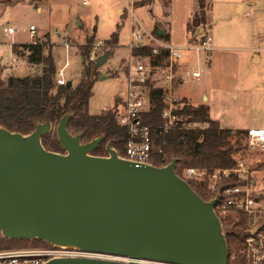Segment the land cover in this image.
Wrapping results in <instances>:
<instances>
[{"label": "water", "instance_id": "95a60500", "mask_svg": "<svg viewBox=\"0 0 264 264\" xmlns=\"http://www.w3.org/2000/svg\"><path fill=\"white\" fill-rule=\"evenodd\" d=\"M108 54L96 57L95 66ZM71 116L62 115L55 128L63 152L41 143L49 120L34 123L27 134L0 126L3 237L41 239L91 255L42 264L227 263V242L214 211L218 195L202 199L175 172L176 158L160 166L136 164L109 143L106 155L92 154L103 135L82 142L81 133L67 129Z\"/></svg>", "mask_w": 264, "mask_h": 264}, {"label": "rangeland", "instance_id": "374dc122", "mask_svg": "<svg viewBox=\"0 0 264 264\" xmlns=\"http://www.w3.org/2000/svg\"><path fill=\"white\" fill-rule=\"evenodd\" d=\"M239 3L241 12L240 7L237 11ZM246 11L250 14L245 15ZM134 18L153 35L161 29L170 35V41L155 36L180 47L193 30L199 38H211L214 49L208 53L197 55L182 49L178 64L182 83L167 90L170 100L207 105L209 116L218 119L221 126H231L227 128L233 132L248 127L264 128V0H0V79L5 81L6 75L24 78L29 74L25 80L32 86L42 73L41 64L31 65L25 56L14 57L12 43L42 39L51 49L56 70L68 60L64 73L71 87L82 78L83 62L94 61L108 51L105 63L97 69L100 75L109 76L100 79L99 75L94 80L87 110L91 114L111 110L120 100L118 96L125 95L128 68L137 60L129 45L131 26H136ZM30 24L35 27L33 36L28 30ZM116 24L121 25L119 37L111 46L105 40L115 31ZM8 27L14 32H8ZM192 70H198L200 76L192 77ZM203 96L206 105L201 102ZM50 122V130L55 131L58 121ZM239 146L234 157L243 160L248 171L258 178L263 174L256 161L260 154L243 138ZM210 175L192 180H203L208 188ZM256 182L264 190V180ZM8 242L11 245L3 249L38 244L48 247L34 239ZM60 249L68 256H91L74 248Z\"/></svg>", "mask_w": 264, "mask_h": 264}, {"label": "trees", "instance_id": "16d2710c", "mask_svg": "<svg viewBox=\"0 0 264 264\" xmlns=\"http://www.w3.org/2000/svg\"><path fill=\"white\" fill-rule=\"evenodd\" d=\"M169 2V0H167ZM121 25L116 24L106 43L115 45L118 41ZM189 24L187 23V30ZM155 35L157 33L155 32ZM168 39V35H157ZM12 52L17 56H25L31 64H41L42 73L34 81L35 85L28 86L25 78L9 76L5 81L0 79V126L15 132L27 134L34 128V123L58 121L62 115L71 112L72 116L67 122V129L72 134L81 133V141L87 142L94 137L103 135V139L92 151L95 155H106L105 145L109 143L118 155L124 156L127 129L117 123L111 110L99 114L88 112V102L92 96V86L100 75L94 61L83 62L82 78L75 87L59 85L55 82L56 67L51 55V49L40 38L29 43H12ZM132 55H146L153 64H157L166 56L161 50L153 54L149 46L133 47ZM86 57V55H85ZM166 89L161 87L150 88L152 107L143 115V122L151 130V138L155 148L151 154L150 162L153 165H164L172 158H176L175 172L181 174L185 167H194L212 173L217 168H230L235 164L234 153L240 146V139H244L245 129L233 132L230 128L222 127L219 121L210 117L208 108L203 104L194 105L181 100L183 105L177 112L186 120H198L205 123V127L198 129H182L177 125L168 132L160 134L162 119L160 112L166 105L163 100ZM41 143L47 149L63 152L57 140L56 132L49 131L41 136ZM191 188L204 200H209L222 186L231 184V181H222L214 191H210L203 180H187ZM220 190V189H219ZM227 247L240 246L246 229L243 221L232 222L221 219ZM22 239L0 238V249L8 247V241ZM41 243L48 242L41 239ZM14 245V244H12ZM38 244L37 246H39ZM230 254V251H229Z\"/></svg>", "mask_w": 264, "mask_h": 264}, {"label": "built area", "instance_id": "2783aa9c", "mask_svg": "<svg viewBox=\"0 0 264 264\" xmlns=\"http://www.w3.org/2000/svg\"><path fill=\"white\" fill-rule=\"evenodd\" d=\"M129 10L133 15L132 9ZM249 14L250 11L245 12V15ZM134 19L136 26L133 24L130 29V48L146 45L151 48L153 54H158L161 50H165L167 54L157 64H153L149 56L136 55L137 60L130 63L128 68L126 93L124 96H119L120 100L111 111L117 123L127 129L125 154L120 156L136 164H152L151 154L155 148L158 151L160 148L152 142L150 127L143 122V115L152 107L150 88L161 87L166 89L167 93L172 87L181 84L178 64L182 49L198 55L200 52H210L213 46L210 44V36L196 40L190 37L182 47L173 45L153 35L136 18ZM28 30L33 36L34 25H29ZM7 31L12 33L14 29L8 27ZM65 47L68 45L66 44ZM68 65L69 62L66 59L64 64L56 70L55 82L57 84H65L64 69ZM190 73L194 78L200 76L198 70H192ZM166 93L163 98L166 105L160 112L162 119L160 134L168 132L177 125L182 129L201 130L205 127L204 122L186 120L178 114L177 111L181 109L183 103L170 100L169 92ZM244 139L250 148L260 154V158L256 161L262 168L263 174L258 178L248 171L244 161L239 158H234V167L217 168L212 173L194 167H185L178 175L187 181L199 178L197 176L203 177L211 174L208 187L210 191H214L222 181H231V184L220 187V190L218 189L213 195V197L218 195L214 203V211L220 220L225 219L232 222L242 220L247 234L240 246L233 247L226 264H264V190L260 189L256 182L258 179L264 180V128H246ZM56 252L59 251L41 246L0 249V264H42L47 260L46 257L54 256Z\"/></svg>", "mask_w": 264, "mask_h": 264}, {"label": "crops", "instance_id": "0c3cea01", "mask_svg": "<svg viewBox=\"0 0 264 264\" xmlns=\"http://www.w3.org/2000/svg\"><path fill=\"white\" fill-rule=\"evenodd\" d=\"M238 7H240V12H241V10H242V5H241V3H239V4H237V11H238ZM119 8L120 7H117V9H116V11H118L119 10ZM191 18V17H190ZM188 23H189V20H188ZM30 25H33V24H30ZM186 31H187V26H186ZM187 33V32H186ZM119 37V36H118ZM190 37H192L193 38V40H196V39H198L199 38V35L197 34V32L196 31H194L193 30V33H191L190 32V34L189 33H187V35H186V41L188 40V39H190ZM168 39H169V41H170V35H169V37H168ZM214 49V48H213ZM253 50H254V48H253ZM11 51H12V49H11ZM12 54L14 55V57H16L15 56V54L12 52ZM255 56V54H252V60H253V57ZM260 58V57H259ZM31 65H33V64H31ZM29 71H32V68L31 67H29ZM29 75V74H28ZM28 75H27V77H28ZM7 77L8 76H14V75H6ZM18 77V76H17ZM21 78H23V76L21 77ZM182 83V82H181ZM119 97V96H118ZM206 99V97L205 96H203L202 97V100H201V102H203L204 104H205V102H204V100ZM206 105V104H205ZM206 107L208 108V106L206 105ZM216 120H218V119H216ZM219 121V120H218ZM220 122V121H219ZM221 123V122H220ZM223 127H231V126H224V125H222Z\"/></svg>", "mask_w": 264, "mask_h": 264}, {"label": "flooded vegetation", "instance_id": "af4514ba", "mask_svg": "<svg viewBox=\"0 0 264 264\" xmlns=\"http://www.w3.org/2000/svg\"><path fill=\"white\" fill-rule=\"evenodd\" d=\"M48 247L50 248V249H52V250H57V251H59V252H56V255H54V256H48V257H46V259L48 260V259H51V258H55V257H60V256H65L64 255V252L65 251H61V247L60 246H56V245H51V244H49L48 245ZM63 250V249H62ZM228 255H229V249H228Z\"/></svg>", "mask_w": 264, "mask_h": 264}, {"label": "bare ground", "instance_id": "6f19581e", "mask_svg": "<svg viewBox=\"0 0 264 264\" xmlns=\"http://www.w3.org/2000/svg\"><path fill=\"white\" fill-rule=\"evenodd\" d=\"M61 248L65 250V248H69V247H66V246H61Z\"/></svg>", "mask_w": 264, "mask_h": 264}]
</instances>
